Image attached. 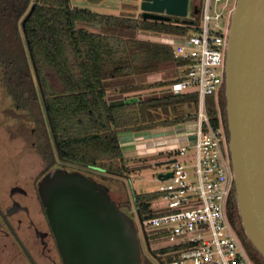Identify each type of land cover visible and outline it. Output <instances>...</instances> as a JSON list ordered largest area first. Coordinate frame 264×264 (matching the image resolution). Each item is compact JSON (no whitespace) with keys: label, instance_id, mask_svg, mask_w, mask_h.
Here are the masks:
<instances>
[{"label":"trees","instance_id":"1","mask_svg":"<svg viewBox=\"0 0 264 264\" xmlns=\"http://www.w3.org/2000/svg\"><path fill=\"white\" fill-rule=\"evenodd\" d=\"M203 4L190 1L186 18L166 21L147 18L142 11L136 14L138 7L128 3L115 15L75 6L72 0H0V85L13 110L28 120L39 157L65 172L70 170L57 158L73 163L79 168L71 170L106 184L121 211L132 218L125 184L102 180L112 175L130 181L138 169L122 150L120 135L193 122L199 105L195 93L119 98L171 86L186 71V62L175 58L172 44L139 35L178 37L190 34V29L194 33ZM164 65L178 68V77L145 80ZM112 93L118 98L110 100ZM206 104L213 127L222 125L229 138L225 85L218 96L207 97ZM130 193L140 220L157 215L152 203L160 197L158 192L138 194L131 186ZM228 210L253 263L264 264L243 228L234 188Z\"/></svg>","mask_w":264,"mask_h":264},{"label":"water","instance_id":"2","mask_svg":"<svg viewBox=\"0 0 264 264\" xmlns=\"http://www.w3.org/2000/svg\"><path fill=\"white\" fill-rule=\"evenodd\" d=\"M141 1L145 17L171 21L188 16L191 0ZM230 18L228 150L243 228L264 259V0H237ZM42 196L65 264H142L135 221L121 211L106 184L78 169L57 170Z\"/></svg>","mask_w":264,"mask_h":264},{"label":"built area","instance_id":"3","mask_svg":"<svg viewBox=\"0 0 264 264\" xmlns=\"http://www.w3.org/2000/svg\"><path fill=\"white\" fill-rule=\"evenodd\" d=\"M236 1L204 0L196 32L161 38L173 45L175 58L186 62L184 75L170 86L171 93H195L199 105L193 128L180 130L188 122L161 127L162 137L153 140L155 145L194 141L181 145L178 157L167 160L169 167L162 173L173 175L158 179L163 204L155 209L157 215L140 220L136 208H130L142 255L149 264H254L229 218L235 176L228 138L222 125L215 128L211 124L206 104L207 97L218 96L225 85L228 32ZM146 132L132 135L142 139ZM188 148L196 153L192 165L182 161ZM151 234L164 243L154 248Z\"/></svg>","mask_w":264,"mask_h":264},{"label":"flooded vegetation","instance_id":"4","mask_svg":"<svg viewBox=\"0 0 264 264\" xmlns=\"http://www.w3.org/2000/svg\"><path fill=\"white\" fill-rule=\"evenodd\" d=\"M2 141L5 144L0 137ZM31 146L34 154L23 153L28 163L12 167L0 150V264H65L42 196L47 180L60 166L46 164L34 141ZM57 163L68 170L79 168L59 158ZM142 264H149L143 255Z\"/></svg>","mask_w":264,"mask_h":264},{"label":"rangeland","instance_id":"5","mask_svg":"<svg viewBox=\"0 0 264 264\" xmlns=\"http://www.w3.org/2000/svg\"><path fill=\"white\" fill-rule=\"evenodd\" d=\"M103 1V0H102ZM100 1V2H102ZM110 4L116 3V0H106ZM134 4L137 5L138 11L136 14H139L141 11V0H131ZM193 0H191L192 2ZM234 2V1H233ZM75 6L78 7H88L90 6H98V4H93L90 0H72ZM100 4V3H99ZM223 23H225V18L223 19ZM189 33H192V30H189ZM149 39L153 41H157L159 38L158 36H151L146 34H140L139 38ZM151 38V39H150ZM178 68H173L172 66H163L159 72L150 73L146 75L145 80L149 83L158 82L160 80H173L176 79ZM179 72V71H178ZM171 94V87L170 85H163L160 87H152L149 89H144L139 92L133 93H124L119 98H130V97H144V98H153V97H160L162 95ZM118 98V93H112L109 97L110 100H115ZM179 126V125H177ZM194 127V122H188L184 124V127H181L180 130L186 129L189 131L191 128ZM172 128V127H171ZM179 130V128H177ZM180 132V131H179ZM167 138L172 137L174 135H165ZM0 137L5 139V144L0 142V150L4 155V161L7 163L8 167H12L14 165H25L28 163V158L25 155L27 153L34 154V149L31 146L33 142L32 138V129L28 122V120L22 116L20 113L15 112L12 106L9 105V101L5 98V93L1 88L0 85ZM162 137L161 135H150L147 137L156 140ZM169 139V138H168ZM171 139H175L172 137ZM147 142H151L150 140ZM141 142L138 141V138H135V142L133 145L127 148V153L130 156L129 158L130 165L133 167H138L137 171L131 173V180L128 179L112 176V175H105L102 180L107 181L108 183H113L114 180L120 184H125L127 189V194L130 198V208L134 206L132 195L130 193V187L132 186L136 193L144 194V193H157L159 182H158V174L165 171L169 166L167 164H162V162L171 159V157L175 156L178 157V150L181 145H193L194 141L190 142H181L176 143L175 141H169V143H162L160 145L148 146L144 150L140 149L139 146ZM25 155H24V154ZM187 158H182L180 161H184L186 164H194L196 162V153L194 148L187 149ZM36 155V154H35ZM3 168V167H2ZM162 200L157 198L152 203V208L157 209L162 206ZM135 207V206H134ZM131 213V211H130ZM133 214V213H132ZM238 226V225H237ZM234 229L236 230L237 234L239 235V226L236 227L234 225ZM152 235V234H151ZM240 236V235H239ZM155 235H152L151 244L154 248H157L160 244L164 243L162 240L155 239ZM242 244L245 246V243L242 239ZM248 251V248H246ZM159 255L166 260V256L163 255L160 251L158 252Z\"/></svg>","mask_w":264,"mask_h":264},{"label":"crops","instance_id":"6","mask_svg":"<svg viewBox=\"0 0 264 264\" xmlns=\"http://www.w3.org/2000/svg\"><path fill=\"white\" fill-rule=\"evenodd\" d=\"M128 3V4H134L133 1L131 0H116V3L114 4H110L108 1L103 0L102 2H100V4H98V6H90V8L94 11H97L99 13H107V14H115L118 15L120 14V12L122 11L123 8V4ZM136 5V4H134ZM137 6V5H136ZM165 36H159V38H157V42L162 41L161 38H163ZM151 39V38H150ZM147 131V132H146ZM151 131V132H150ZM162 129H153V130H145L146 133H148V135H146L145 137L138 138V141L141 142V146H139V150L140 149H145L148 146H154V141L150 138L147 139L148 136L150 135H161ZM133 133L131 132H124L123 134H121V144H122V150L124 151L125 155L130 156L127 153V148L130 147L131 145L134 144L135 142V136L132 135ZM151 141V142H147V141Z\"/></svg>","mask_w":264,"mask_h":264}]
</instances>
